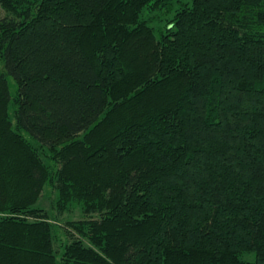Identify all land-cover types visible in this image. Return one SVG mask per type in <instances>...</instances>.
<instances>
[{"label": "trees", "instance_id": "trees-1", "mask_svg": "<svg viewBox=\"0 0 264 264\" xmlns=\"http://www.w3.org/2000/svg\"><path fill=\"white\" fill-rule=\"evenodd\" d=\"M0 9V264H264V0Z\"/></svg>", "mask_w": 264, "mask_h": 264}, {"label": "rangeland", "instance_id": "rangeland-1", "mask_svg": "<svg viewBox=\"0 0 264 264\" xmlns=\"http://www.w3.org/2000/svg\"><path fill=\"white\" fill-rule=\"evenodd\" d=\"M0 17H4V12L0 9ZM153 17H156L153 18ZM143 18L144 19H148V18H153L150 22H149V25L152 26L153 28H155V31H157V29L162 26L163 24V21H160L159 19H164V16L161 14V12H153V13H147V11L144 12L143 14ZM8 82H9V91H10V94L13 96L15 95V92H16V86L14 84V81L9 77L8 78ZM12 111L13 109L10 108L9 110V113L11 115V118H12ZM25 137L28 139V140H31V137L28 135V134H24ZM43 203L42 205L44 206L45 209H50V205H51V202L52 200L54 201V193L52 192V190L50 188H45L44 192H43ZM82 214H81V211L78 207H74L70 213H65L62 217H60V219L58 220V223L57 226L58 228H63L64 227V223L66 221H78L80 219H82ZM60 232L58 233V236H59V239L58 241H65L64 240V235H63V232L61 230H59ZM59 243V242H58Z\"/></svg>", "mask_w": 264, "mask_h": 264}]
</instances>
